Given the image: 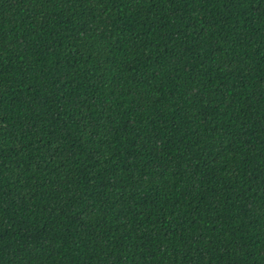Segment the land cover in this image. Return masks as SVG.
<instances>
[{"label":"trees","instance_id":"16d2710c","mask_svg":"<svg viewBox=\"0 0 264 264\" xmlns=\"http://www.w3.org/2000/svg\"><path fill=\"white\" fill-rule=\"evenodd\" d=\"M0 264H264V0H0Z\"/></svg>","mask_w":264,"mask_h":264}]
</instances>
